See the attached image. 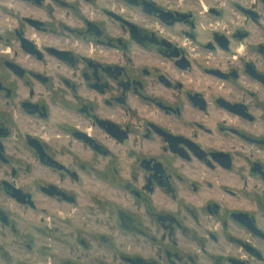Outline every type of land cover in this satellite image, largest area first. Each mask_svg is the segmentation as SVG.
<instances>
[{
	"label": "flooded vegetation",
	"instance_id": "flooded-vegetation-1",
	"mask_svg": "<svg viewBox=\"0 0 264 264\" xmlns=\"http://www.w3.org/2000/svg\"><path fill=\"white\" fill-rule=\"evenodd\" d=\"M9 246L14 264H264V0H0Z\"/></svg>",
	"mask_w": 264,
	"mask_h": 264
},
{
	"label": "rangeland",
	"instance_id": "rangeland-1",
	"mask_svg": "<svg viewBox=\"0 0 264 264\" xmlns=\"http://www.w3.org/2000/svg\"><path fill=\"white\" fill-rule=\"evenodd\" d=\"M82 203L84 204V203H86V201L84 200V201H82ZM100 218L101 219H100L99 223H102L104 220L103 215H100ZM65 224L66 225L63 226V231H64L63 234L65 237V243L67 246V245L73 243V241H74V233H70L69 231L74 227L73 229H75V231H78V229H79V230H81L83 235H85L86 232H84V230H82L81 225L93 224V220H91V218L88 217V209H86V210H82V214L79 216V218L77 220L65 221ZM8 248H9V250L7 248H5V249L0 248V264H14L12 259H11V263L6 262L5 261V255L7 254L8 251H12L14 253L12 255L17 256V253L19 254V251H18V249L12 248L11 246H9ZM22 264H37V262H30V263L22 262ZM95 264H97V263H95ZM113 264H115V263H113Z\"/></svg>",
	"mask_w": 264,
	"mask_h": 264
}]
</instances>
